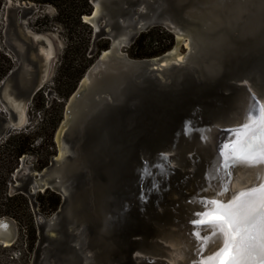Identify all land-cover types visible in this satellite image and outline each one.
I'll list each match as a JSON object with an SVG mask.
<instances>
[{"label": "water", "instance_id": "water-1", "mask_svg": "<svg viewBox=\"0 0 264 264\" xmlns=\"http://www.w3.org/2000/svg\"><path fill=\"white\" fill-rule=\"evenodd\" d=\"M94 1L100 4L99 14L95 16L93 9L83 16L94 37L104 34L112 40L128 28L134 30L130 43L121 44L108 58L102 51L66 101L58 132L63 130L64 142L66 130L74 135L70 166L65 168L57 158L41 172L20 166L16 173L25 176L19 177L24 184L15 183L13 191L33 196L51 189L62 197L56 213L61 215L69 200V183L79 174L82 182L72 195L71 217L62 233L70 232L75 251L86 264H172L166 249L173 247L187 251L186 264H264V0H213V10L233 4L240 15L231 8L226 11L229 20L218 25L179 24L192 45L184 61L169 65L163 62L172 50L142 59L121 51L151 26L170 27L163 21L167 13L159 1L157 19L143 28L137 23L150 17L149 0H134L139 20L115 28L110 8L126 0H90L93 8ZM189 3L185 0L182 5ZM11 4L7 0L5 5L7 26L11 10L35 11L29 2ZM171 17L176 22L172 13ZM14 29L5 31L8 53L20 64L0 83V140L28 125L31 99L45 87L47 64L54 55L52 44L48 59L47 51L13 37ZM25 35L50 49L46 34L28 28ZM110 49L111 44L104 51ZM31 50L45 61L41 76ZM90 72L94 90L84 84ZM17 107L26 111L23 124L18 122ZM253 168L263 172L261 180L234 191L231 183L236 175ZM211 201L221 202L223 208L208 207L211 215L206 220L217 219L229 208L238 210V217L254 216L247 227L225 228L232 243L219 255L220 240L227 237L213 236L192 223ZM46 223L37 218L39 231ZM10 226L12 233L5 231ZM16 236L14 219L0 218L2 240L12 245ZM172 238L178 244L172 246Z\"/></svg>", "mask_w": 264, "mask_h": 264}, {"label": "rangeland", "instance_id": "rangeland-1", "mask_svg": "<svg viewBox=\"0 0 264 264\" xmlns=\"http://www.w3.org/2000/svg\"><path fill=\"white\" fill-rule=\"evenodd\" d=\"M4 1H5L4 4H6L7 0ZM9 1L13 2L11 4L12 7L14 6V3H17L19 1L29 2L30 4H33V8L35 10L34 12H27V11H19L18 9H13L9 12L15 18V22L17 24L15 30L16 34L22 36L27 42L32 43L33 46L39 49L40 52L48 51V47H46L43 43L41 42L37 43L36 41H32L27 37V35H25V31H27L28 28H32L38 33L46 34L49 37L46 39H48V41L51 42L50 44L54 46V55L51 61L47 64V68L49 69V78L47 79L45 83V87L42 89V91L36 94L32 98V101L30 103V114L28 116L29 117L28 125L23 129H21L24 131L31 130L33 132V135L38 133V137L36 136V140L34 142L35 149L30 151L29 153L22 155L19 158L18 161L19 164L17 167L18 169L22 165L24 168L29 167L32 171L41 172L45 167H48L50 165L52 159L58 158V155L60 153L58 143L56 142V134L65 117V104L67 99L76 90L78 84L80 83V81L82 80L88 69L91 67V65L98 58L100 53L105 49H108L110 44H112V42L104 34H99L96 37H94V29L93 27H91L92 35L90 38L88 56L89 57L95 56V57L92 63L90 64V66L82 75V77L78 80L75 88L69 93V95L65 99H63L59 96V92L60 90H63L64 92L68 91L69 83H64V85L62 83L59 85L56 82V80L59 74L61 63L63 61V53L67 45L70 43V40L72 39L70 37V35L72 34L70 30V25L69 24L67 25L66 22L65 24H63L56 19L57 10L55 6L52 4L38 3L32 0H9ZM91 6L93 10L94 9L93 5L91 4ZM5 12H6L5 9L2 10V16L3 14L5 15ZM174 23H173L174 28H168L163 25H157V26H151L149 27V29H152L154 27H160L164 31V33L160 35L161 41L159 42V44L153 46L154 49L168 47L164 52L161 53L164 54L168 51L171 50L173 51V49L177 47V49L180 50V52L178 51L180 55L177 56L176 58H179L181 56H185L188 53V51H190L191 48L186 47V45L184 44L185 40H181L182 44L176 45V38L186 39V37H184L181 34V33H185V30L178 28V24H176V22ZM37 24L40 25V27L42 28L39 29ZM0 28H1L0 32L2 36L0 41V48L7 53L9 52L8 49L9 46L6 40L7 36L5 31L8 28V31L12 32L13 26L10 25L7 26L6 21L2 20L0 23ZM149 29L139 32L138 35L135 37V39L142 32H147ZM176 30H178V34ZM174 32L177 35H175ZM75 33L77 37L81 36L82 38H84L87 37L88 31L87 28L86 30L78 28L75 31ZM16 34L14 33L13 37H16ZM16 40L18 42L20 41L18 38ZM133 42L127 47H123L121 51L127 53L128 56L132 59H142L131 56V45L133 44ZM102 45H107V47L101 48ZM30 52H31L30 53L31 58L34 61H37L39 64V73L41 76L42 70H44V68L46 67V65H44L45 61L41 58L37 59L35 53L32 50ZM11 55L14 57L13 54ZM86 78L87 75L85 76V79ZM44 117L47 118V123L44 126L43 125L40 126L38 122L41 120V118ZM56 122L57 124L52 134V142H50L46 137L48 133L51 132L53 124H55ZM63 137L67 138V140L65 141L67 151L62 157L61 162L64 163L65 168H68L71 163V160L68 159L69 158L68 154L71 152L70 142H72L74 135L71 134L69 130H66ZM5 139L6 138L1 139L0 142L4 141ZM44 152L45 153L51 152L52 155L49 157L48 164L44 166L42 169H39L37 167L38 161L41 158H43L42 154ZM17 169L12 174V179L10 180L11 182L8 185L7 193L9 195L22 194L23 196H25L24 198L28 200L30 205V212L34 217V222H35V233H34L35 239L33 242L32 249H29L30 237L28 234L29 232L27 233V228L22 227L14 218L9 216H4V217L12 218L16 222L17 236H16V240L12 245L9 244V246H4L2 243H0V264H86L84 261L81 260L79 254L73 251L72 247H70V244L76 243L72 240H69L71 239L70 232L67 234L62 233V228L64 227V225L68 223V220L71 217L70 209L73 207L72 195L74 192L77 191L76 190L77 186L80 185L82 182V178L80 177V175L78 174L77 176H74L71 182L69 183L70 193H69V200L67 201V205L65 209L66 211L61 215L58 214L56 215L61 204L57 207L55 211H51L50 213H45V211L42 210V207L39 204L38 195L43 194L45 190L36 191L33 196H29L25 193L13 191L12 186L15 183L20 182V185L24 184L21 180H19V177L22 176L25 178V176L22 175L21 172L16 173ZM61 202H62V197H61ZM38 217L44 218L47 221L44 228L40 231L37 226ZM51 221H54L55 223L50 225ZM58 230L60 233L58 232ZM26 234H28L27 237Z\"/></svg>", "mask_w": 264, "mask_h": 264}, {"label": "trees", "instance_id": "trees-1", "mask_svg": "<svg viewBox=\"0 0 264 264\" xmlns=\"http://www.w3.org/2000/svg\"><path fill=\"white\" fill-rule=\"evenodd\" d=\"M32 1L54 5L57 10L56 19L63 24L66 22L67 25H70V30L73 34L70 35L72 39L63 53V61L56 80L59 85L62 83L63 85L64 83H69L68 91L64 92L63 90H60L59 92V96L65 99L75 88L78 80L82 77L95 57L88 56L92 28L88 23L83 21V16L91 13L92 6L89 0ZM4 3V0H0V14ZM38 28L40 29L42 27L38 25ZM78 28L84 30L87 28V37H77L75 31ZM163 33L164 31L160 27H154L149 29L147 32H142L131 45V56L135 58H148L164 52L168 47L160 49L153 48L154 45L159 44L161 41L160 35ZM1 38L2 36L0 32V41ZM106 47L107 45L101 46V48ZM13 65V59L0 48V82L7 76ZM46 123V117L41 118L38 122L40 126H44ZM56 124L57 122L53 124L51 132H49L46 137L50 142H52V134ZM36 136L38 137V133L33 135L31 130H21L12 133L4 141L0 142V218L4 216L12 217L22 227L27 228V233L29 232L28 234L30 237L29 249H32L35 239V222L34 217L30 212L29 202L22 194L9 195L7 193V189L11 182L10 180L12 179V174L18 167L19 158L35 149L34 142L36 140ZM44 153L42 154L43 158L38 161L37 167L39 169H42L48 164L49 157L52 155L51 152L45 153V155ZM38 200L45 213L55 211L62 203L60 195L49 189H46L43 194H39ZM28 234H26V237Z\"/></svg>", "mask_w": 264, "mask_h": 264}, {"label": "bare ground", "instance_id": "bare-ground-1", "mask_svg": "<svg viewBox=\"0 0 264 264\" xmlns=\"http://www.w3.org/2000/svg\"><path fill=\"white\" fill-rule=\"evenodd\" d=\"M213 0H190L189 3V9L184 11V16H185V20H182L183 22L179 21L176 22V24H184L186 26H189L190 24H193V22H201V23H206V24H215L218 25L219 23H224L226 21H228L229 19L227 18L226 15V11H229L231 8H235V10L237 11L236 15H240V11H238L237 6H233V4H226L225 6H220V8H217V11L211 8V2ZM201 3V4H199ZM95 8H94V15L96 16L97 14H99L100 12V4L98 1H95L94 3ZM193 10L195 13H190ZM155 15H151L150 17L144 18L146 19V21H142L141 23H138V28H143L144 25L146 24V22H149L153 19H157L154 18ZM180 17V16H179ZM178 17V18H179ZM236 17V18H235ZM233 16L232 19H237V16ZM85 21H90L87 17H84ZM163 21H165L167 24L170 25L169 28H174V24L171 23V21L169 22L166 18L163 19ZM94 24L93 22H90ZM177 26V25H175ZM134 31V30H133ZM188 31V30H187ZM177 34H178V30H176ZM185 38L183 39H178L179 40H185L184 44L186 45V47H190L192 45L191 42V38H189V33L185 31V33H181ZM197 37V36H196ZM51 43V42H50ZM49 43V47L50 49H48V55L47 57H51V44ZM130 43V36L128 37L127 34H125L122 31V34L120 35L119 38H117L116 40H112V48L109 50V52H106L105 54H103V58H108V56L110 54H112L113 51L116 50L117 47H119L121 44H129ZM206 49V48H205ZM205 55H208V50L204 51ZM180 53L178 52L177 47L175 49H173V51L170 52V57L168 59H166L163 63L165 65H169L171 62H177L179 60H183L185 59V56H181L179 58H176L177 56H179ZM105 66V65H104ZM98 67L93 69V72L95 70H97ZM85 86H87L88 90H94L96 88V86H94V79H93V75L92 72H90V74H87V78L84 81ZM18 114H19V124H23L24 118H25V114L26 111L25 109H22L20 107L16 108ZM62 132V131H61ZM59 142V148H60V155L59 157L63 156L64 150H65V145L62 144L61 140L58 139ZM263 176V172L261 171V169L259 168H253V169H249L243 172H240L236 175V177L233 179L232 183H231V187L234 191L236 190H240L244 187H247L250 184H253L259 180H261ZM8 230V232L12 233L13 229L10 226V228H6L5 231ZM3 238L0 237V241L4 242V246H9L10 243L6 242V240H2ZM170 241L172 242L171 245L174 246L176 244H178L177 240L172 238L170 239ZM166 252L168 253L167 258L169 259V261L172 264H186L188 261V253L187 251H185V249H180L177 247H173L171 249H166ZM185 261V263H184Z\"/></svg>", "mask_w": 264, "mask_h": 264}, {"label": "flooded vegetation", "instance_id": "flooded-vegetation-1", "mask_svg": "<svg viewBox=\"0 0 264 264\" xmlns=\"http://www.w3.org/2000/svg\"><path fill=\"white\" fill-rule=\"evenodd\" d=\"M157 1H159V3L160 4H162L163 6H164V8H165V12L168 14V15H170V16H168L167 15V20L168 21H171L170 20V18L172 19V17H171V13H172V15H173V17L175 18V20H176V22H179V21H181V22H183L182 20H185V16H184V11L185 10H187V9H189L188 7H189V5L188 6H184L183 7V5H182V2L183 1H185V0H149V3H148V9H149V11H148V13H149V16H151V15H155V13H156V6H155V4H156V2ZM13 3V2H12ZM7 4V3H6ZM6 4H4L3 5V9L2 10H4L5 9V5ZM15 4H17V3H14V6H15ZM91 4V3H90ZM13 6V7H14ZM134 7H135V1L134 0H126V2L124 3V4H122V5H118L117 3L116 4H114V5H112V7L110 8V15H111V17H112V19H111V21H110V24L112 25V27H116V26H118V25H121L122 23H124V24H128V26L129 25H131V24H133L135 21H137V20H139V16L138 15H135L136 14V11L134 12ZM179 11V12H178ZM92 12V11H91ZM137 12H138V9H137ZM178 13V14H177ZM180 16V17H179ZM4 14H3V16H2V12H1V14H0V23H1V21L2 20H4ZM179 17V18H178ZM10 18H11V21H10V26H13V29H14V27H15V29H14V31L16 30V26H17V24H16V22H15V18L10 14ZM142 21H146V19H142V20H140L138 23H141ZM171 23H174V22H172L171 21ZM175 24V23H174ZM123 32L125 33V34H127V36L129 37H131V35L133 34V31H132V29H128V28H126L125 30H123ZM15 34H16V31H15ZM122 34V32L121 33H118L116 36H115V38H113L112 40H116L117 38H119L120 37V35ZM18 34H16V36H17ZM18 36H20V35H18ZM20 37H22V36H20ZM23 38V37H22ZM108 38V37H107ZM24 39V38H23ZM109 39V38H108ZM7 40V39H6ZM110 40V39H109ZM112 40H111V42H112ZM14 42L13 41V39L12 40H8V42ZM111 48H112V45H111ZM106 50V49H105ZM106 52H109V50L108 51H103V54H105ZM7 54L13 59V62H14V65H13V67H12V69H14L15 67H17V66H19V64H20V60L19 59H17V58H15V55H14V57L11 55V54H9L8 52H7ZM103 54H102V56H103ZM47 55H48V51H47V54H46V57H47ZM48 58V57H47ZM49 58H51V57H49ZM48 58V59H49ZM180 61H183V60H179L178 62H180ZM11 69V70H12ZM10 70V71H11ZM9 71V72H10ZM8 75V74H7ZM39 76H40V73H39ZM86 79L84 78V81H85ZM2 82V81H1ZM0 82V83H1ZM40 91H42V90H40ZM39 91V92H40ZM38 92V93H39ZM38 93H36V94H38ZM35 94V95H36ZM34 95V96H35ZM33 96V97H34ZM1 100V99H0ZM31 101H32V99H31ZM1 102V101H0ZM31 103V102H30ZM2 110V104L0 103V111ZM19 121V120H18ZM25 121H26V114H25V118H24V121H23V123H25ZM62 132H58L57 133V135H56V141H57V143H58V146H59V142H58V139L59 140H61V142H62V144H64L65 145V150H64V153H63V156H64V154L66 153V151H67V147H66V144H65V142L63 141V139H62V133H63V130H61ZM59 152H60V148H59ZM59 155H60V153H59ZM59 155H58V158L57 159H62V157H59ZM22 166V165H21ZM19 169V168H18ZM17 169V170H18ZM52 173H56V172H52ZM51 173V174H52ZM51 174H49V177H50V175ZM60 187H62V189L63 190H65V188H64V186H62V185H59ZM69 240H71V239H69ZM68 240V241H69ZM74 244H70V247H72V250L73 251H75V247L73 246ZM76 252V251H75Z\"/></svg>", "mask_w": 264, "mask_h": 264}, {"label": "snow or ice", "instance_id": "snow-or-ice-1", "mask_svg": "<svg viewBox=\"0 0 264 264\" xmlns=\"http://www.w3.org/2000/svg\"><path fill=\"white\" fill-rule=\"evenodd\" d=\"M242 127H247V124L241 125ZM238 134V133H237ZM223 155V152L221 153ZM234 204V201L232 202ZM220 205L221 209L223 208V205L219 201H211L208 204L205 205V210L199 213H196V219L192 221L194 225H200L201 227L207 229L210 233H212L213 236L217 237H227V239H221L220 240V247L216 253V255H219L220 252H223L225 250V247L232 243L231 236L225 231V228H230L233 231H236L240 229L241 227H247L251 224L252 220L254 219V216H239L238 217V210L234 208H229L227 210L223 211V215L219 216L215 220H206L205 217H208L211 215L207 211L208 207L211 205ZM219 210V209H218ZM261 215H264V213H261ZM238 217V218H234ZM262 233H264V225H262L261 228ZM201 239H208L206 236H202ZM211 243V241H210ZM229 264H236L235 261H229Z\"/></svg>", "mask_w": 264, "mask_h": 264}]
</instances>
